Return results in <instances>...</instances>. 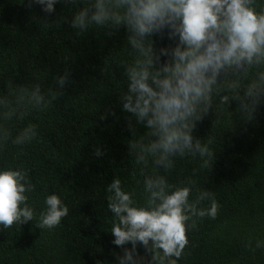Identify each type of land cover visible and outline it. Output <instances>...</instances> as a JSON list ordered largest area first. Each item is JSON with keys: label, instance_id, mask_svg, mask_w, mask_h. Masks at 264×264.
<instances>
[{"label": "clouds", "instance_id": "clouds-1", "mask_svg": "<svg viewBox=\"0 0 264 264\" xmlns=\"http://www.w3.org/2000/svg\"><path fill=\"white\" fill-rule=\"evenodd\" d=\"M27 3L48 15L59 3L74 6L67 22L78 35L91 29L108 35L126 30L118 59L123 76L119 105L128 114L132 133V183L116 174L103 190L112 244L122 250L114 264H178L189 230L197 220L215 219L220 210L212 191L198 187L193 178L198 168L209 170L216 158L211 135L203 140L194 135L197 123L210 111L216 114L213 129L226 115L233 125L237 120L247 123L264 104V0ZM69 76L66 69L55 77V86L45 88L37 81L0 92V153L9 144L23 148L38 138L35 123L15 126L34 112L46 111ZM109 114L115 113L108 109L100 118ZM94 154L103 152L96 148ZM187 161L198 168L174 181L180 163ZM34 189L26 168L0 166V226L34 220L36 209L29 203ZM43 203L37 223L41 229L55 228L69 214L56 192ZM255 247L264 248V239H256Z\"/></svg>", "mask_w": 264, "mask_h": 264}, {"label": "trees", "instance_id": "trees-1", "mask_svg": "<svg viewBox=\"0 0 264 264\" xmlns=\"http://www.w3.org/2000/svg\"><path fill=\"white\" fill-rule=\"evenodd\" d=\"M74 10L59 3L48 15L27 0H0V92L37 81L45 88L55 86L57 75L70 72L46 111L15 126L35 123L38 138L23 148L9 144L0 153V166L28 170L35 185L29 203L36 209L33 221L0 226V264H114L122 251L112 244L103 190L116 174L132 183V133L119 105L123 76L118 59L126 30L108 35L91 29L78 35L67 22ZM108 109L115 114L102 120ZM215 119L210 111L194 130L196 137L211 135L214 141L210 169L181 162L173 180L198 168L197 186L212 191L220 210L215 219L197 220L189 230L178 264H264V248L255 247L256 239H264V104L247 123L233 125L226 115L213 129ZM96 148L102 156L94 154ZM52 192L68 205L69 214L55 228L41 229L39 212ZM139 251L144 253L142 247Z\"/></svg>", "mask_w": 264, "mask_h": 264}]
</instances>
